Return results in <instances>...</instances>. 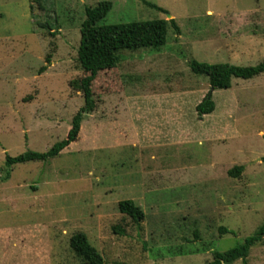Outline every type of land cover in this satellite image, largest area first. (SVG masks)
I'll return each instance as SVG.
<instances>
[{"label":"rangeland","instance_id":"374dc122","mask_svg":"<svg viewBox=\"0 0 264 264\" xmlns=\"http://www.w3.org/2000/svg\"><path fill=\"white\" fill-rule=\"evenodd\" d=\"M102 1L113 8L100 25L176 19L181 33L170 24L162 51H124L94 82L79 139L0 183V264H84L78 232L106 264H207L264 223V73L213 90L216 108L201 117L212 86L189 62H264V0H48L51 30L34 0H0V175L7 155L67 137L85 105L73 86L85 75L81 28ZM125 200L142 220L121 213ZM232 264H264V241Z\"/></svg>","mask_w":264,"mask_h":264},{"label":"trees","instance_id":"16d2710c","mask_svg":"<svg viewBox=\"0 0 264 264\" xmlns=\"http://www.w3.org/2000/svg\"><path fill=\"white\" fill-rule=\"evenodd\" d=\"M36 6L39 9L37 14L34 13ZM31 8L32 14L38 19V24L42 28L51 30L59 22L56 11L53 6L48 4V0H34ZM112 8V1H102L97 6L88 7L86 10L87 18L81 28L82 35L78 50V62L85 75L75 79L73 85L83 91L85 105L74 116L72 128L67 137L56 142L45 152L28 150L17 156L7 155L6 166L8 171L7 175H0V183L11 177V171L15 165L48 161L59 156L79 139L85 115L92 113L96 108L93 90L94 82L100 73L119 67L120 62L123 60L122 53L124 51L141 49H149L153 52L162 51L167 43L170 24L178 34L181 33L176 19H154L100 25V21L107 17ZM160 9L166 12L165 9ZM48 59L50 61V58ZM189 64L195 74L207 77L212 86V90L208 92L203 101L197 106L198 114L201 117L211 114L216 108L213 90L231 88L233 78L251 79L264 73V62L254 66H244L228 62L208 63L194 58ZM244 170L245 165L235 166L229 171V174L233 177H239ZM119 209L121 213L131 216L137 221L142 220L145 216L141 207L137 206L132 200L120 202ZM220 232L221 235H224L230 233L231 230L223 226L220 227ZM263 241L264 223L254 235L246 238L243 243L227 251H214L213 259L207 264H232L237 260L246 261L253 247ZM71 248L84 264H106L103 255L91 243L85 232H78L72 236Z\"/></svg>","mask_w":264,"mask_h":264},{"label":"water","instance_id":"95a60500","mask_svg":"<svg viewBox=\"0 0 264 264\" xmlns=\"http://www.w3.org/2000/svg\"><path fill=\"white\" fill-rule=\"evenodd\" d=\"M171 17V16H170Z\"/></svg>","mask_w":264,"mask_h":264}]
</instances>
